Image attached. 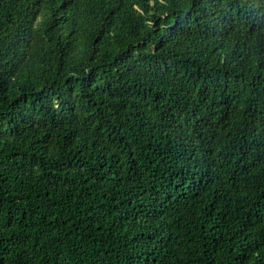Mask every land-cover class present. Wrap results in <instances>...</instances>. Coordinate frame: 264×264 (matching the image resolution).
<instances>
[{
	"label": "trees",
	"instance_id": "trees-1",
	"mask_svg": "<svg viewBox=\"0 0 264 264\" xmlns=\"http://www.w3.org/2000/svg\"><path fill=\"white\" fill-rule=\"evenodd\" d=\"M0 264H264V0H0Z\"/></svg>",
	"mask_w": 264,
	"mask_h": 264
}]
</instances>
